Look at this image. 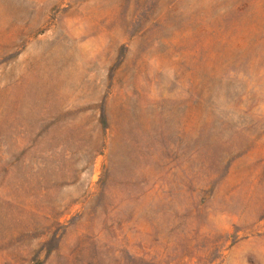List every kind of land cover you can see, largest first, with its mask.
Masks as SVG:
<instances>
[{
    "label": "rangeland",
    "instance_id": "1",
    "mask_svg": "<svg viewBox=\"0 0 264 264\" xmlns=\"http://www.w3.org/2000/svg\"><path fill=\"white\" fill-rule=\"evenodd\" d=\"M0 264H264V0H0Z\"/></svg>",
    "mask_w": 264,
    "mask_h": 264
}]
</instances>
